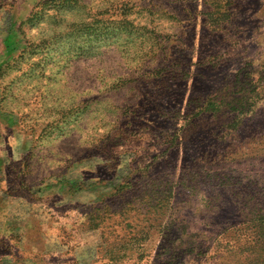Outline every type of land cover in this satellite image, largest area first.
Here are the masks:
<instances>
[{"label":"rangeland","instance_id":"obj_1","mask_svg":"<svg viewBox=\"0 0 264 264\" xmlns=\"http://www.w3.org/2000/svg\"><path fill=\"white\" fill-rule=\"evenodd\" d=\"M0 264H264V0H0Z\"/></svg>","mask_w":264,"mask_h":264},{"label":"trees","instance_id":"obj_2","mask_svg":"<svg viewBox=\"0 0 264 264\" xmlns=\"http://www.w3.org/2000/svg\"><path fill=\"white\" fill-rule=\"evenodd\" d=\"M217 113H218V111H217ZM239 116H240V114H239V113H237V114H234V116H233V118H232V119H233L234 121H236V120H238V119H241Z\"/></svg>","mask_w":264,"mask_h":264}]
</instances>
